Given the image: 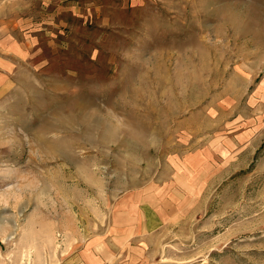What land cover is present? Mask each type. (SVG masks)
Returning <instances> with one entry per match:
<instances>
[{"label": "rangeland", "instance_id": "obj_1", "mask_svg": "<svg viewBox=\"0 0 264 264\" xmlns=\"http://www.w3.org/2000/svg\"><path fill=\"white\" fill-rule=\"evenodd\" d=\"M0 17V264H264V0ZM144 188L167 219L108 237Z\"/></svg>", "mask_w": 264, "mask_h": 264}, {"label": "crops", "instance_id": "obj_2", "mask_svg": "<svg viewBox=\"0 0 264 264\" xmlns=\"http://www.w3.org/2000/svg\"><path fill=\"white\" fill-rule=\"evenodd\" d=\"M2 0H0L1 3ZM11 2V0H9ZM0 17V29L3 20ZM3 47V46H2ZM115 218L109 221V235H146L159 229L167 218L159 211V194L152 193L151 188L131 192L120 198ZM130 236V237H131ZM124 240V239H123Z\"/></svg>", "mask_w": 264, "mask_h": 264}, {"label": "bare ground", "instance_id": "obj_3", "mask_svg": "<svg viewBox=\"0 0 264 264\" xmlns=\"http://www.w3.org/2000/svg\"><path fill=\"white\" fill-rule=\"evenodd\" d=\"M252 17V16H251ZM253 18V17H252ZM254 19V18H253Z\"/></svg>", "mask_w": 264, "mask_h": 264}]
</instances>
